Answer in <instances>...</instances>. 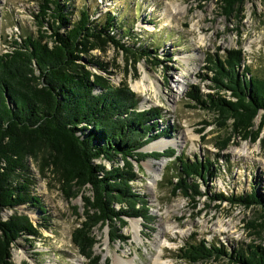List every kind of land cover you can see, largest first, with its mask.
<instances>
[{"label": "rangeland", "instance_id": "1", "mask_svg": "<svg viewBox=\"0 0 264 264\" xmlns=\"http://www.w3.org/2000/svg\"><path fill=\"white\" fill-rule=\"evenodd\" d=\"M42 1L0 0V55L13 49L12 41L21 42L27 34L37 36L36 15ZM60 1L67 4L73 21L78 20L81 8L88 10L94 23H104L108 14L115 15L114 33L130 51L104 38L91 39L92 46L81 54L79 63L110 85H128L139 99L140 110L160 109L158 127L169 125L173 131L153 141L178 143L148 149L149 143L143 151L172 147L176 155L188 160L207 157L212 163V175L205 181L193 178L203 195L191 200L171 192L168 179L172 158L148 157L139 164L134 161L138 178L132 185L147 197L150 223L140 217L125 218L127 223L120 233L126 242L111 241L107 225L94 228L98 242L93 253L99 255L98 264L106 260L109 264H152L156 238L164 242L162 258L171 264H191L179 258V249L185 243L205 240L224 251L246 249L252 244L264 246V227H253V223L262 222L259 207L215 197L218 193L230 197L251 192L264 196L263 111L256 116L250 137L232 136L228 146L219 150V143L230 136L229 129L218 125L214 112L188 106L192 102L186 99L192 87L202 94H217L210 80L209 55L219 57L227 50L240 49L252 71L264 75V0H244L231 15L222 12L219 0H210L201 7L194 0ZM139 47L146 48L148 54L136 53ZM141 80L147 85L144 91L135 88ZM220 94L230 96L229 91ZM25 162L28 170H21L12 179L13 186L24 184L25 202L2 210L0 216L5 220L14 212L24 213L34 224L36 234L16 239L11 245V262L93 264L79 253L71 239L73 229L82 220V194L66 197L59 172L40 158L28 157ZM103 162L106 167L112 165ZM160 162L162 166L158 167ZM32 196L39 198L38 204L31 200ZM170 226L178 232H169ZM194 264L238 263L221 254Z\"/></svg>", "mask_w": 264, "mask_h": 264}, {"label": "trees", "instance_id": "2", "mask_svg": "<svg viewBox=\"0 0 264 264\" xmlns=\"http://www.w3.org/2000/svg\"><path fill=\"white\" fill-rule=\"evenodd\" d=\"M194 1L201 7L210 0ZM243 1L219 0V4L224 14L231 15ZM36 18L37 36L27 34L21 42L12 41L13 49L0 55V213L25 202L24 184L13 186L12 179L28 170L26 158H40L59 172L66 197L82 194V220L71 239L82 256L98 264L99 255L93 253L98 242L94 228L107 225L111 241L126 242L120 233L125 218L140 217L150 223L147 197L132 185L138 178L134 161L172 158V167L168 166L171 192L191 200L203 195L193 178L205 181L212 175V163L207 157L188 160L176 155L172 147L143 151L151 141L173 131L169 125L158 127L160 109L140 110L139 99L128 85H110L79 63L81 54L92 46L91 39L104 38L130 51L114 33L115 15L108 14L104 23H94L88 10L81 8L78 20L73 21L65 2L43 0ZM136 49L140 56L148 54L146 48ZM210 56V80L217 94H202L192 87L186 99L192 102L188 106L214 112L218 125L229 129L230 136L218 145L223 150L232 136L247 139L252 135L260 111L264 118V75L252 71L240 49ZM221 91H229L230 96H222ZM103 160L112 165L106 167ZM215 197L258 206L262 222L253 227H264V196L251 192L230 197L218 193ZM31 200L38 204L39 198L32 196ZM35 234L28 215L14 212L5 220L0 216V264H13L11 245L16 239ZM179 252V258L191 264L221 254L238 264H264L260 244L224 251L202 240L185 243Z\"/></svg>", "mask_w": 264, "mask_h": 264}, {"label": "bare ground", "instance_id": "3", "mask_svg": "<svg viewBox=\"0 0 264 264\" xmlns=\"http://www.w3.org/2000/svg\"><path fill=\"white\" fill-rule=\"evenodd\" d=\"M200 40L202 41L203 39L200 38ZM146 86L147 85L144 83L143 80L137 81L135 83V88L137 90H140V91H144L146 89ZM160 139H162V138H160ZM160 139H159V141L151 142L149 145H147V148L148 149L149 148L156 149V148H160V147L162 148L163 146H166L167 144L170 145V144L178 143L176 140H160ZM161 166H162V163L161 162L158 163V167H161ZM168 229H169V232H172V234H174L175 232H178L171 226L168 227ZM163 243L164 242L161 243L157 238L155 239L153 246L156 248V254L154 255V257L152 259V264H171L168 260H164L162 258V249H163V246H164Z\"/></svg>", "mask_w": 264, "mask_h": 264}, {"label": "water", "instance_id": "4", "mask_svg": "<svg viewBox=\"0 0 264 264\" xmlns=\"http://www.w3.org/2000/svg\"><path fill=\"white\" fill-rule=\"evenodd\" d=\"M143 150V149H142Z\"/></svg>", "mask_w": 264, "mask_h": 264}]
</instances>
